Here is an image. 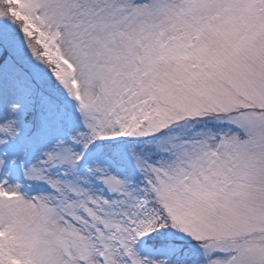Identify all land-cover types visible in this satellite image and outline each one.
Segmentation results:
<instances>
[{
	"label": "snow or ice",
	"instance_id": "6c2138e0",
	"mask_svg": "<svg viewBox=\"0 0 264 264\" xmlns=\"http://www.w3.org/2000/svg\"><path fill=\"white\" fill-rule=\"evenodd\" d=\"M0 264H264V0H0Z\"/></svg>",
	"mask_w": 264,
	"mask_h": 264
}]
</instances>
